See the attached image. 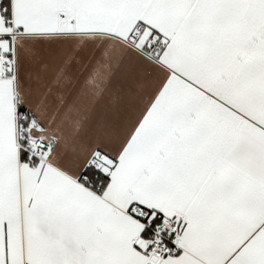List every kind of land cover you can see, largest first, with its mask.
<instances>
[{"label": "snow or ice", "instance_id": "1", "mask_svg": "<svg viewBox=\"0 0 264 264\" xmlns=\"http://www.w3.org/2000/svg\"><path fill=\"white\" fill-rule=\"evenodd\" d=\"M0 264H264V0H0Z\"/></svg>", "mask_w": 264, "mask_h": 264}]
</instances>
